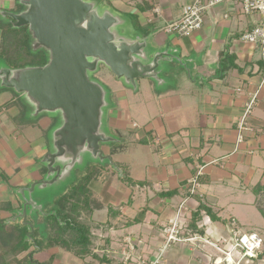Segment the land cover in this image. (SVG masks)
Listing matches in <instances>:
<instances>
[{
	"label": "crops",
	"instance_id": "1",
	"mask_svg": "<svg viewBox=\"0 0 264 264\" xmlns=\"http://www.w3.org/2000/svg\"><path fill=\"white\" fill-rule=\"evenodd\" d=\"M105 1L129 35L121 34L132 44H145L150 52L145 64L153 68L158 60V67L135 83L102 67L96 75L108 97L102 133L120 145L100 144L103 158H97L110 164L90 185L92 211H81L80 218L92 228L93 253L107 261L81 259L58 246L8 258L0 245V264H219L224 255L216 234L232 244L234 233L247 232L241 214L257 209L258 219L263 217L258 204L264 197V47L242 40L259 18L222 3L206 12L202 29L181 37L167 27L194 0ZM254 96L240 142V121ZM57 118L37 115L25 95L0 81V222L8 229L24 223L35 229L25 209L40 205L36 192L45 193L56 175L46 158L53 152L52 129L61 125ZM85 158L91 156L75 164ZM121 167L136 185L122 181ZM201 204L230 221L213 222L202 212L198 228L204 233L192 232V214ZM175 221L181 241L168 242L166 229ZM40 226L48 239L52 231L43 218ZM251 226L263 239L264 223ZM263 246L251 264H264Z\"/></svg>",
	"mask_w": 264,
	"mask_h": 264
},
{
	"label": "water",
	"instance_id": "2",
	"mask_svg": "<svg viewBox=\"0 0 264 264\" xmlns=\"http://www.w3.org/2000/svg\"><path fill=\"white\" fill-rule=\"evenodd\" d=\"M27 9L4 13L14 26H28L37 48L49 53L43 67H0L1 85L26 96L37 115L54 114L62 124L53 132V152L46 158L53 181L79 159L103 158L101 143L107 90L90 73L106 67L118 79L135 83L158 67L145 64L150 52L145 44L128 41L119 28L123 21L109 11L99 12L86 0H22ZM79 157V158H78ZM57 160L68 161L64 166ZM53 181H48L52 184ZM25 209V214H26Z\"/></svg>",
	"mask_w": 264,
	"mask_h": 264
},
{
	"label": "trees",
	"instance_id": "3",
	"mask_svg": "<svg viewBox=\"0 0 264 264\" xmlns=\"http://www.w3.org/2000/svg\"><path fill=\"white\" fill-rule=\"evenodd\" d=\"M17 3L20 8L17 11L11 10L8 12L18 14L27 9L22 0H17ZM3 17V15H0V31L2 33L0 67L15 70L45 66L50 59L49 53L44 48L35 47V40L29 27L16 28L12 18L6 16L9 21L4 22L2 21ZM101 170L102 168L92 165L89 172L79 180L77 185L73 186L72 194L69 193L62 197L60 209L54 211V214L51 216L49 215L51 219L47 223V228L52 231V234L48 237V247H62L81 259L89 256L96 259L99 258L92 251V228L87 222L81 220L80 216L83 210L86 212L92 211L89 187L100 175ZM122 181L131 186L136 185L126 172L122 177ZM260 211L264 217V209L260 208ZM202 212H205L213 222L228 224L230 221L218 217L207 206L201 204L198 210L192 214V223L189 225V229L192 232L204 233L203 229L200 231L198 228V222L203 219ZM29 227L30 224L24 223L17 224L8 229L5 222H0V245L6 255L10 254L16 257L23 252L29 251L32 247H35V251L43 249V240L39 242L36 239L38 230L33 229L31 226L34 231L31 234L29 233L31 227ZM35 251L27 256V259H33ZM257 257L252 259H258ZM100 260L101 263L107 261L106 259Z\"/></svg>",
	"mask_w": 264,
	"mask_h": 264
},
{
	"label": "rangeland",
	"instance_id": "4",
	"mask_svg": "<svg viewBox=\"0 0 264 264\" xmlns=\"http://www.w3.org/2000/svg\"><path fill=\"white\" fill-rule=\"evenodd\" d=\"M86 1H90L92 3H95L96 4V9H98V11L101 12V13L109 11L112 14H115L117 16V13L113 9L110 8L109 3L107 1H105V0H86ZM19 8L20 7H19V4L17 3V0H0V11H1L0 15L4 16L2 21H4V22H8L9 21L8 17H6L4 15V13H6L8 11H11V10L17 11ZM119 31H120V33L125 34L126 36L129 35L126 27H124V26L120 27ZM102 69L104 70L105 73L107 72L106 74H108V75H110L112 73V72H110L109 69H107L104 66L102 67ZM99 70L100 69H98V71ZM97 73L98 72L90 73V79L95 81ZM106 90H107V88H106ZM107 99H108V97H107ZM20 119H21L20 122H24L26 120V117L22 115V117ZM29 119L33 120L35 118L33 116H29ZM58 122L62 124L60 119H58ZM58 126H60V125L55 126V128L52 129V131L54 132L56 130V128H58ZM110 137L112 138V140H116L118 142H119V139H121L116 134H113V135L111 134ZM50 138L53 141V134L50 135ZM150 140H151V138H150ZM106 145L109 146L111 149H116L115 147H118L120 145V143H116L115 141L114 142L111 141V142L106 143ZM52 147H53V143H52ZM96 159H92V157L90 159L89 158H85V162L80 161V163L72 165L71 168H69V169L67 168V171L66 170L63 171L64 173L66 171L67 175L64 176V174H63V176L60 179H58L57 181L56 180L53 181V183L48 187V189L45 191V193H43V191L42 192L41 191H37L36 192V198L38 200H40V205H37L38 207H34V208L32 207V209L29 207L28 213L26 212L25 215H26V219L28 218L30 222L34 221L33 223H34L35 229H38L37 234H36V239L39 242H40V240H43L42 244H43V248L44 249L48 247L47 246L48 245L47 244L48 239L43 238V237H46L48 235V233L45 231L46 230L45 226L43 228L40 226L41 229L38 228V220L43 218L46 221V224L49 222V220L51 219L50 216L52 214H54V211H58L60 209V207H61V203L60 202H62V197H64L65 195H67L69 193L72 194L71 192L73 191L72 190L73 186L77 185L79 183V180L89 172V169H91L92 165H95V166H98V167L104 169L105 166L107 167V165L110 164V163H106L107 160H103L102 161V160H100L98 158H96ZM114 160H115V157H114ZM59 162L65 163V164L68 163V161H63V160H60ZM104 162H105V164H104ZM114 170L116 171V170H118V168L115 167ZM124 171L125 170H123V173H125ZM258 206L260 208L264 209V197H262L260 199ZM248 209L250 210V208H247V210ZM258 216H259V211L257 209H251V212L249 213V215L247 213L241 214V216H240L241 220L244 219L245 222H243V223H244V225L247 228L246 234H251L252 231L258 230L257 228H250L249 227L250 224L254 225V226H251V227H257V226L263 225V223H264L263 217H262V219H258ZM209 223H210V220H208V224ZM31 226H32V224H30V227ZM32 230L33 229L31 227L30 230H29V233H32ZM212 234L213 233H211V235ZM234 234H237L238 236L241 235L239 232H236ZM257 234L260 236L261 233L259 231H257ZM216 235L218 236V239H217L218 240L217 243H219L218 247L219 248H223V250L221 252H223V255H224L223 256L224 259L221 258L223 260V262L219 261V264H233L234 262H233V258L231 257V255L228 256V255L225 254L228 251L231 253V250H232L231 245L232 244L229 243L230 240H228V241L225 240V241H227V243H226L224 241V239L219 238L222 235V233L218 232ZM234 240L235 239H233L231 241V243H234ZM263 243H264V238H263ZM225 247L226 248L227 247L230 248V250H226ZM263 248H264V246H263ZM256 255H257V253H256ZM9 257H10V255H8V258ZM12 257H14V256H12ZM26 264H31V263L27 262ZM245 264H247V263H245ZM248 264H251V261H249Z\"/></svg>",
	"mask_w": 264,
	"mask_h": 264
},
{
	"label": "built area",
	"instance_id": "5",
	"mask_svg": "<svg viewBox=\"0 0 264 264\" xmlns=\"http://www.w3.org/2000/svg\"><path fill=\"white\" fill-rule=\"evenodd\" d=\"M222 3H232L240 7L241 12L245 15L257 16L254 27L242 36V40L254 47H264V0H194L191 4L185 6L181 18L171 23L167 27L169 33L177 34L181 37H190L194 32L202 29L204 18L207 11ZM254 96L246 107L244 116L239 125L240 137L239 141H243V131L247 130L246 119L252 112L256 102ZM192 193H195L196 181H193ZM180 222L175 221L171 228L166 229L168 242L181 241L179 238ZM234 243L231 245V253L228 251L226 255L233 258V264L249 263L252 258H256V253L262 249L263 239L257 233L237 234L233 235ZM194 238L186 240L192 241Z\"/></svg>",
	"mask_w": 264,
	"mask_h": 264
}]
</instances>
